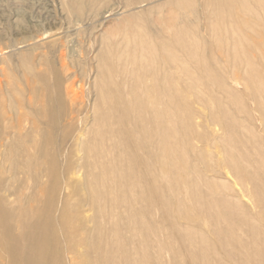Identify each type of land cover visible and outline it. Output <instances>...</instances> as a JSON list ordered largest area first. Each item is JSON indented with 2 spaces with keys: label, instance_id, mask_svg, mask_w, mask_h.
<instances>
[{
  "label": "rangeland",
  "instance_id": "rangeland-1",
  "mask_svg": "<svg viewBox=\"0 0 264 264\" xmlns=\"http://www.w3.org/2000/svg\"><path fill=\"white\" fill-rule=\"evenodd\" d=\"M0 264H264V0H0Z\"/></svg>",
  "mask_w": 264,
  "mask_h": 264
}]
</instances>
